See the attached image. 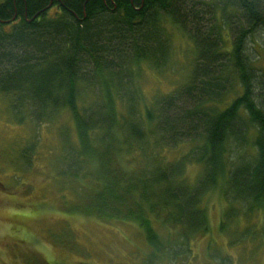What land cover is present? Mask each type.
I'll use <instances>...</instances> for the list:
<instances>
[{"label": "trees", "instance_id": "trees-1", "mask_svg": "<svg viewBox=\"0 0 264 264\" xmlns=\"http://www.w3.org/2000/svg\"><path fill=\"white\" fill-rule=\"evenodd\" d=\"M166 22L193 60L181 85L147 103L134 83L142 68L169 65ZM261 41L264 0H0V95L19 124L70 114L75 138L61 133L55 161L62 188L76 191L75 213L136 227L147 248L140 264H185L209 233L204 201L219 184L220 231L232 225L233 244L255 239L250 223L264 212ZM181 145L188 151L169 160ZM35 147L20 155L26 166ZM188 165L201 167L193 183Z\"/></svg>", "mask_w": 264, "mask_h": 264}, {"label": "rangeland", "instance_id": "rangeland-1", "mask_svg": "<svg viewBox=\"0 0 264 264\" xmlns=\"http://www.w3.org/2000/svg\"><path fill=\"white\" fill-rule=\"evenodd\" d=\"M52 15L53 11L47 18ZM11 27H5V33ZM165 33L173 50L169 65L161 74L142 68L134 83L147 103L156 95L181 85L192 64V49L186 37L168 22ZM258 65L264 68V52ZM8 101L0 95V264L142 263L147 248L136 227L105 224L72 210L77 205L76 191H70L67 185L62 188V180L57 175L62 165L57 167L55 161L61 156V133L70 141L75 138L70 114L61 112L56 121L37 128L29 119L17 123ZM21 115H26L25 109ZM30 141L36 142V147L28 152L31 163L26 166L20 155ZM188 149V145H181L168 152L167 157L176 160ZM200 169L196 165L186 167L189 183L195 181ZM222 188L219 184L204 201L209 233L194 242V258L181 261L185 264H223V261L224 264H264V212L248 222L256 229L255 239L251 238L254 240L245 238L243 242L231 243L232 225L227 233L219 229L226 205ZM244 226L242 222L237 230L241 231Z\"/></svg>", "mask_w": 264, "mask_h": 264}]
</instances>
